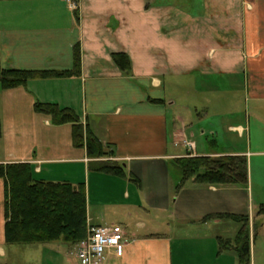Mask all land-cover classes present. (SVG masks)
<instances>
[{"label": "crops", "instance_id": "crops-1", "mask_svg": "<svg viewBox=\"0 0 264 264\" xmlns=\"http://www.w3.org/2000/svg\"><path fill=\"white\" fill-rule=\"evenodd\" d=\"M75 45L78 75L0 89V163H29L36 180L75 188L83 183L87 225L118 224L126 233L121 248L104 251L102 264H241L222 228L216 232L222 220L232 219L210 216L243 215L254 224L261 196L254 200L248 185L192 179L176 191L180 176L170 166L186 153H244L234 148L246 134V154L264 157L258 149L264 136V0H0L3 68L70 70ZM115 52L129 57V73L112 62ZM176 94L192 97L183 103L192 109L189 128L198 133L196 139L188 135L191 150L183 144L182 117L170 125L171 107L182 105ZM34 102L72 108L112 156L88 157L85 147L72 145L70 124L52 125L33 111ZM98 160L121 165L140 187L127 176L88 168ZM254 166L256 173L264 168ZM3 200L0 179V256L9 246ZM159 216L163 226L149 220ZM54 262L79 264L75 258L36 264ZM247 264H256L254 258L248 256Z\"/></svg>", "mask_w": 264, "mask_h": 264}, {"label": "trees", "instance_id": "trees-1", "mask_svg": "<svg viewBox=\"0 0 264 264\" xmlns=\"http://www.w3.org/2000/svg\"><path fill=\"white\" fill-rule=\"evenodd\" d=\"M114 65L124 74L129 73L131 63L123 52L111 54ZM80 69L78 45L73 48V65L70 70H22L7 69L0 64V89L24 87L33 79L64 78L76 76ZM35 113L45 115L52 125L70 124L71 143L76 148L85 147L90 158L112 156V152L83 124L72 108L52 102H34ZM1 135V126H0ZM180 179L175 185L178 191L183 183L192 179L195 183L247 187L248 166L243 155L185 156L171 159ZM89 169L120 177H128L140 187L139 180L116 162L93 161ZM0 179L4 182L3 214L4 242L7 245L60 242L74 246L85 238L87 232L86 194L84 184L73 187L69 182L36 180L29 163H0ZM264 218V203L255 210V217ZM210 217L229 218L243 222L235 237L236 251L241 264H247L249 256V222L243 215L214 214ZM230 244L228 241L223 245ZM234 248V247H233Z\"/></svg>", "mask_w": 264, "mask_h": 264}, {"label": "rangeland", "instance_id": "rangeland-1", "mask_svg": "<svg viewBox=\"0 0 264 264\" xmlns=\"http://www.w3.org/2000/svg\"><path fill=\"white\" fill-rule=\"evenodd\" d=\"M244 95L243 96L241 94L239 95V101H240L241 106L244 101L243 100ZM176 98H179V99L176 100ZM175 100L177 101V103H182V105L176 104L175 106L171 107L170 112H169V117H171V120L169 119L170 125L172 124L171 121H175L178 116H181L183 119L182 126L183 127L185 126L186 128L184 140L189 141L188 135H190V132L193 133L192 138L196 139L197 136L195 135H198V133H196L197 130L195 126L193 125V123L191 124L193 125V127L189 128L190 122L187 118L188 117L187 114L189 113V111L191 112L192 109L190 108L188 109V107L184 108L185 106H183V103H189L192 100V97L187 96V95H182L179 97V94H176ZM247 115L251 117V121H252L253 114L250 108L247 111ZM175 125H176V128H181L180 122L179 123L176 122ZM201 139L204 140L205 138L203 137ZM247 139H248V136L246 134V137L239 139V141L236 143L237 148H234V149H241L244 153H235L232 155H243L246 157L247 166H248V188L249 190L251 189L252 198L254 200H256V197L258 194L261 196V199H262L258 201H260L261 203H264V168L263 169L260 168L261 170H259L258 173H256V169L254 166L255 163H259V162H260V165L264 166V157L260 156L259 153H254V152H252V154L250 155L246 154L247 153V150H246ZM4 145H5L4 141H1L0 148L2 146L4 147ZM258 149L264 150V136L262 137V142L259 144ZM170 172L173 175L178 176L177 175L178 171L174 166H170ZM250 173H251V176H250ZM254 215H255V212H254ZM149 220L151 222H154L155 225L157 226H163V224L166 222V220L162 216H159L154 219L152 217H149ZM254 220H255L254 224L252 222L249 224V231H248L249 256L254 258L256 264H264V218L262 216H258V217L256 216L254 217ZM242 223L243 222H236V221L225 219V220H222L221 223L216 227L217 228L216 232H218L220 227L222 228L219 230L222 232L220 234L222 238L230 239L231 248L234 250V252L236 251V244L234 240H235L236 234L238 230L240 229ZM127 224L131 227V229L132 227H134L133 220H131ZM234 252H232V254ZM229 254L231 255L230 251H229ZM57 258H61L63 260L73 259L74 257H73L72 246L62 244L60 242L9 245L6 247L5 256H0V264H36L39 262L40 259L50 260V259H57ZM52 264H60V262H54Z\"/></svg>", "mask_w": 264, "mask_h": 264}, {"label": "built area", "instance_id": "built-area-1", "mask_svg": "<svg viewBox=\"0 0 264 264\" xmlns=\"http://www.w3.org/2000/svg\"><path fill=\"white\" fill-rule=\"evenodd\" d=\"M189 150L193 143L183 140ZM125 230L118 224L110 226H88L85 238L73 246V257L79 264H102L104 251L121 248L125 242Z\"/></svg>", "mask_w": 264, "mask_h": 264}]
</instances>
